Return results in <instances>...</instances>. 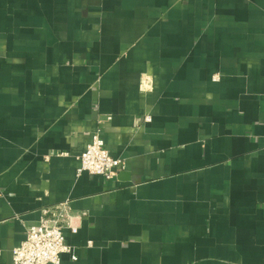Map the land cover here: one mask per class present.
I'll return each instance as SVG.
<instances>
[{"label": "crops", "instance_id": "obj_1", "mask_svg": "<svg viewBox=\"0 0 264 264\" xmlns=\"http://www.w3.org/2000/svg\"><path fill=\"white\" fill-rule=\"evenodd\" d=\"M65 201L59 264H264V0H0V264Z\"/></svg>", "mask_w": 264, "mask_h": 264}, {"label": "built area", "instance_id": "obj_2", "mask_svg": "<svg viewBox=\"0 0 264 264\" xmlns=\"http://www.w3.org/2000/svg\"><path fill=\"white\" fill-rule=\"evenodd\" d=\"M100 133L98 127L91 134L90 141L78 156L80 164L77 171L111 179L122 168V160L110 155ZM69 219L70 206L67 201L42 208L38 222L26 227L24 240L12 249V263L59 264L60 255L67 252L72 253L75 259L73 249L66 243L63 234L66 227L76 232V226L68 224Z\"/></svg>", "mask_w": 264, "mask_h": 264}]
</instances>
